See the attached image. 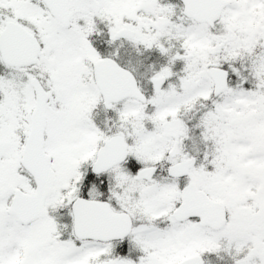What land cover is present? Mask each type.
<instances>
[{
  "label": "snow or ice",
  "instance_id": "6c2138e0",
  "mask_svg": "<svg viewBox=\"0 0 264 264\" xmlns=\"http://www.w3.org/2000/svg\"><path fill=\"white\" fill-rule=\"evenodd\" d=\"M0 264H264V0H0Z\"/></svg>",
  "mask_w": 264,
  "mask_h": 264
}]
</instances>
